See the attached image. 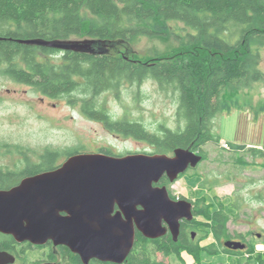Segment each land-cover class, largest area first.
<instances>
[{"label":"trees","instance_id":"16d2710c","mask_svg":"<svg viewBox=\"0 0 264 264\" xmlns=\"http://www.w3.org/2000/svg\"><path fill=\"white\" fill-rule=\"evenodd\" d=\"M171 21L184 22L195 30L187 33L189 48L172 56L136 59L130 45L145 36L167 38ZM75 36L100 41L105 51L79 53L18 41L68 40ZM125 44L126 48L118 49ZM262 46L264 0H0V75L50 99H63L111 131L157 147V152L185 147L202 154V162L208 159L203 148L223 141L214 128L215 117L225 110L243 107L241 95L251 89V82L264 79L260 69ZM148 79L155 80L166 93L176 95V128L162 123L152 132L127 114L120 118L111 114L104 95L119 96L123 87L141 85ZM251 107L256 108L253 104ZM256 110L264 111V103ZM226 144L227 148L221 145L222 150L232 153L230 161L235 168H264V148L230 141ZM15 146L12 150L11 145H6V151L18 154L22 160L15 163L16 169L0 166V187H10L13 178L54 169L60 158L83 152L74 147L59 155L47 146L36 155L37 161L31 162L28 157L37 152ZM223 151L218 161L223 159ZM101 152L112 153L105 148ZM257 158L263 162L259 164ZM199 184L212 190L222 183L217 177H202ZM170 194L177 197L171 191ZM212 200L205 196L190 199L195 207L192 213L202 217L194 225L200 230L196 242L188 243L183 233L175 241L167 235L153 239L137 232L134 247L121 264H166L158 259V253L175 255L182 263L185 255L197 264H205V256L227 253L238 256V264H242L241 258H246L247 264L250 259L264 264V245L249 242L244 250L225 246L230 239L247 240L245 233L233 235L227 225L239 217L241 202L236 204L234 199L226 201L218 196ZM233 207L236 211L231 212ZM210 238L213 240L207 242ZM15 244L13 236L0 233L1 249H12ZM65 257L64 264H83L69 250ZM91 264L118 263L94 260Z\"/></svg>","mask_w":264,"mask_h":264},{"label":"rangeland","instance_id":"374dc122","mask_svg":"<svg viewBox=\"0 0 264 264\" xmlns=\"http://www.w3.org/2000/svg\"><path fill=\"white\" fill-rule=\"evenodd\" d=\"M87 16L91 15L87 13ZM169 26L170 34L167 38L145 36L130 45L136 59L143 61L172 56L181 49H188L187 33L195 30L179 21H171ZM70 39L85 38L75 36ZM126 46V44L121 45L118 49H124ZM260 53V69L264 72V46L260 48ZM251 83V89L242 92L243 107L220 112L214 119V128L222 136V144L230 141L264 148V111L256 110L264 103V79ZM168 93L161 90L155 80L148 79L141 85L123 87L119 96L108 94L103 98H107L108 108L114 117L120 118L127 114L155 132L162 123L172 128L178 125L176 118L178 101L174 93ZM252 104L255 109L250 108ZM221 143L206 145L203 148L208 154L206 161L180 175L176 181L165 185L173 195L184 196L188 200L205 196L208 201H213L214 196H218L226 201L234 199L236 204L241 202L239 217L231 220L227 225L233 235L238 232L245 233L250 243L262 247L264 245V168L251 165L240 171L230 161L232 153L223 151ZM6 145H11L12 150L16 149L15 145H20L36 151L37 154L33 153L28 157V161L31 162L37 161L36 155L44 151L47 146L59 155L66 154L74 147L84 152L98 153L105 148L115 155L133 151H142L146 154L160 153L156 151L157 147L145 141L111 131L105 124L89 118L79 107L69 105L63 99H50L46 95L34 92L30 86L16 83L0 75V166L7 165L11 169H16L15 163L20 162L22 158L16 153L7 152ZM221 151L224 152V157L218 161ZM65 158L67 159L62 157L60 161ZM249 160L252 161V157ZM255 160L259 164L263 162L261 158ZM197 174L201 177L198 178ZM202 177H210L211 180L217 177L222 184L212 190L203 189L199 184ZM231 210L234 212L236 208L233 207ZM201 219L202 217H199L200 221ZM212 240L210 238L207 242ZM157 256L166 264H197L187 255L184 263L175 255L166 257L158 253ZM241 260L242 264H247L246 258ZM238 261V256L227 253L205 256L203 260L205 264H238ZM250 264H257L256 259H250Z\"/></svg>","mask_w":264,"mask_h":264},{"label":"water","instance_id":"95a60500","mask_svg":"<svg viewBox=\"0 0 264 264\" xmlns=\"http://www.w3.org/2000/svg\"><path fill=\"white\" fill-rule=\"evenodd\" d=\"M18 41L79 53L105 51L95 39ZM202 160V154L185 147L176 148L172 156L73 154L53 170L0 189V232L18 242L65 244L85 264L92 259L124 263L137 232L154 239L170 230L178 240L181 221L194 217V204L187 198L174 199L160 182L165 176L176 181ZM225 246L244 250L247 244L230 239ZM15 258L0 248V264L14 263Z\"/></svg>","mask_w":264,"mask_h":264},{"label":"flooded vegetation","instance_id":"af4514ba","mask_svg":"<svg viewBox=\"0 0 264 264\" xmlns=\"http://www.w3.org/2000/svg\"><path fill=\"white\" fill-rule=\"evenodd\" d=\"M137 152L142 153V151H133V152H128L126 154H121L118 156H125L127 154H135ZM174 152H175V149L172 152H168L167 154L172 156V155H174ZM110 154L115 155V153H113V152ZM60 159L54 164L55 165L54 169L56 167L60 166L64 161H66V158L63 161H60ZM190 169H192V168H189L186 172H188ZM48 170H46V171H48ZM51 170H53V169H51ZM42 172H45V171H40L38 173L29 174V175L25 174L22 177H20V179L19 178H13L12 182L14 184H12L10 187L9 186L0 187V189H10L13 186L17 185L23 178L28 177V176H34V175L40 174ZM166 179H167V177L165 176L162 179V181L160 182V184L165 185V183L163 184V181ZM178 198H181V197L177 196L174 199L178 200ZM193 204H194V202H193ZM194 209H195V207L193 208V210ZM198 219H199L198 217L196 218V216H194L191 220L185 218L181 221V226H180L181 228H180L179 236L181 235V233H183L184 238L188 241V243L196 242L198 240V238L200 237V230L195 228V226H194ZM4 235H7V234H4ZM166 235L171 236L173 238V235L170 232V230L166 233ZM178 239H179V237H178ZM14 240H15V238H14ZM241 241L246 243L248 246L249 241H247V240H241ZM1 250H3V249H1ZM67 250L74 253L69 247L65 246V244L64 245H57L52 240H49L45 244H39V245L35 244L33 242H30V241H26V242L25 241L24 242L16 241L14 248L6 249L3 251H8L9 253L13 254L16 257L15 262L11 263V264H64ZM74 254H77V253H74ZM77 255L80 257L81 262L83 264H85L82 260V257L79 254H77ZM94 260L100 261L98 259H92V260H90L89 264H91L92 261H94Z\"/></svg>","mask_w":264,"mask_h":264},{"label":"built area","instance_id":"2783aa9c","mask_svg":"<svg viewBox=\"0 0 264 264\" xmlns=\"http://www.w3.org/2000/svg\"><path fill=\"white\" fill-rule=\"evenodd\" d=\"M223 145L226 146V148L228 147V144H226V142H223Z\"/></svg>","mask_w":264,"mask_h":264},{"label":"crops","instance_id":"0c3cea01","mask_svg":"<svg viewBox=\"0 0 264 264\" xmlns=\"http://www.w3.org/2000/svg\"><path fill=\"white\" fill-rule=\"evenodd\" d=\"M188 257H191V256H188ZM192 258V257H191ZM184 259H185V256H184ZM193 259V258H192ZM194 260V259H193ZM192 264V263H191Z\"/></svg>","mask_w":264,"mask_h":264}]
</instances>
